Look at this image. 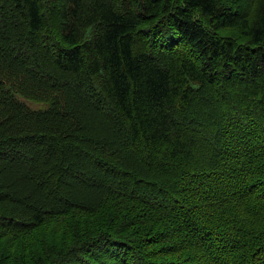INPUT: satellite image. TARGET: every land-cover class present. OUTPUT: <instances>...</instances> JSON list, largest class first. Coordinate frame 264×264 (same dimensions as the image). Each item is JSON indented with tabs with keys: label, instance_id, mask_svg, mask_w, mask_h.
<instances>
[{
	"label": "trees",
	"instance_id": "trees-1",
	"mask_svg": "<svg viewBox=\"0 0 264 264\" xmlns=\"http://www.w3.org/2000/svg\"><path fill=\"white\" fill-rule=\"evenodd\" d=\"M0 264H264V0H0Z\"/></svg>",
	"mask_w": 264,
	"mask_h": 264
},
{
	"label": "bare ground",
	"instance_id": "bare-ground-1",
	"mask_svg": "<svg viewBox=\"0 0 264 264\" xmlns=\"http://www.w3.org/2000/svg\"><path fill=\"white\" fill-rule=\"evenodd\" d=\"M92 69V68H91ZM160 181V180H159ZM149 184V183H148ZM159 185V184H158ZM155 190V189H154ZM150 191V190H149ZM51 234V233H50ZM53 236V235H52ZM58 236V235H57ZM51 241H53V239L51 240ZM51 243H54V242H51ZM53 245V244H52ZM52 249H53V247H52Z\"/></svg>",
	"mask_w": 264,
	"mask_h": 264
}]
</instances>
